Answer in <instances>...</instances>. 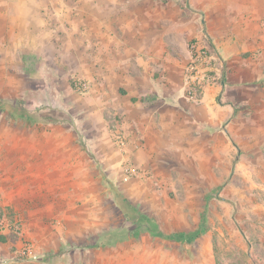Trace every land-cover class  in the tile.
Wrapping results in <instances>:
<instances>
[{"label": "rangeland", "instance_id": "obj_1", "mask_svg": "<svg viewBox=\"0 0 264 264\" xmlns=\"http://www.w3.org/2000/svg\"><path fill=\"white\" fill-rule=\"evenodd\" d=\"M18 1L0 0V100L26 113L0 109V264H264L263 48L215 41L251 5L261 33L264 0H33L37 30Z\"/></svg>", "mask_w": 264, "mask_h": 264}, {"label": "crops", "instance_id": "obj_2", "mask_svg": "<svg viewBox=\"0 0 264 264\" xmlns=\"http://www.w3.org/2000/svg\"><path fill=\"white\" fill-rule=\"evenodd\" d=\"M6 2H2V6L5 4ZM52 3V2H50ZM49 3V4H50ZM46 4V7L48 8V2L45 3ZM12 7H14V9L16 10H13L14 13L17 12V14L20 16V17H26V16H29L31 17L32 16V20L30 21L29 19L28 20H24L25 22L29 23V24H34L36 26L33 27V29L37 30L39 29L40 27H38L37 25H40L39 23V20L38 18H42V7L40 5V3L38 1H18L16 4H13L11 5ZM253 10V7L252 5L247 7L245 9L246 12V15H247V18L245 19V22H244V26L241 30L239 31H233L231 32L230 34H227L225 31L222 32L223 35H217L219 36L220 38L219 39H215V41L217 42V48L220 50V55L222 57H228L229 54L232 52L233 48L237 47V43L240 44L237 40H240L242 41V46H241V50L245 51V50H248V49H243L245 47H248L249 45L251 46H260L261 48H263V51H262V54H264V30L260 28L261 30V33L256 29V27L254 26L255 22L258 20V18H260L262 15H260V13L257 11V14L254 13ZM261 12L264 11V9H260ZM29 14V15H27ZM50 15L49 11H46L45 12V16L48 17ZM33 19L35 22H33ZM221 23H224V21L222 20ZM210 32L213 34V32L215 31L214 30V26H213V22L211 21L210 23ZM209 29V28H208ZM213 36V35H212ZM36 38H40V36H37ZM200 39V38H199ZM219 40H223L222 42H220ZM238 49V47H237ZM239 53V52H237ZM161 54V53H160ZM163 54H161L162 56ZM240 59V58H238ZM264 61V59H263ZM159 64V63H158ZM160 65L161 67H163L164 65V61L161 60L160 61ZM243 72V68L237 70V72ZM264 74H262L263 76ZM240 80H245V78L247 80H250L252 78V76L250 74H248V72L244 71L240 76ZM150 87V91L147 90V92H150L152 94H154L155 96H158V97H161L160 95V91H159V87L158 85H149ZM214 88V87H213ZM181 91L178 90V89H173V92L172 94H174V98L176 99L177 96L176 94L177 93H180ZM137 93V91L135 92ZM146 92L145 91H142L141 95H145ZM128 96V100L129 101H133L136 99V97H134L133 93H129L127 94ZM135 98V99H134ZM161 104L163 103V100L161 99L160 100ZM152 113V112H150ZM148 114L146 113V117H144L143 119H152V116L151 114ZM126 116H127V113H126ZM135 121L137 122H140L141 120L139 119H136L134 118ZM134 119L132 120V118L130 117V120L131 121H134ZM137 131H133L131 132V135H132V138L129 139V142H128V146L127 148L125 149V157L126 158H131V160L138 166L141 165V162L143 161V158H144V152H145V149L142 148L141 146V140H142V137L141 136H145L147 135L146 132H145V129H141L138 134H136ZM148 133V131H147ZM130 134V131L128 133V135ZM134 136H136L134 138ZM138 136V137H137ZM145 141V140H144ZM150 141V139H149ZM147 142V140L145 142H147L148 144H150V142ZM122 151V150H121ZM118 158V157H117Z\"/></svg>", "mask_w": 264, "mask_h": 264}, {"label": "trees", "instance_id": "obj_3", "mask_svg": "<svg viewBox=\"0 0 264 264\" xmlns=\"http://www.w3.org/2000/svg\"><path fill=\"white\" fill-rule=\"evenodd\" d=\"M5 107H6V104L0 100V109H6ZM7 112H8L9 117L14 118V120L17 117L24 118L26 114L24 111L14 110L12 107L11 108L9 107ZM29 120H31V118H29ZM119 196L120 194L117 193L116 202L118 203V206L122 210L123 214L127 216V219L133 220L135 218L136 223H139V222L143 223L144 231H148L154 237H158V238L163 237L161 232H159L156 224L148 216H145L141 213L136 212L135 209L131 205L125 202V200L120 198L121 199L120 201V199H118ZM0 241H3L2 237H0Z\"/></svg>", "mask_w": 264, "mask_h": 264}, {"label": "built area", "instance_id": "obj_4", "mask_svg": "<svg viewBox=\"0 0 264 264\" xmlns=\"http://www.w3.org/2000/svg\"><path fill=\"white\" fill-rule=\"evenodd\" d=\"M264 26V21H263V24ZM201 54L200 53H197L195 55L194 58L191 59V64H190V73H191V76H190V79H191V82L194 83V85H197V86H202L203 85V77H200L198 74L199 72V69H197V67L194 66V64L196 63V61H199L201 59ZM211 81H213L214 79H210ZM114 139H115V143L116 145L118 146L119 149H123L125 146H126V139L118 132H116L114 134ZM129 173L131 175H138L139 173L138 172H135L132 168L129 169Z\"/></svg>", "mask_w": 264, "mask_h": 264}]
</instances>
